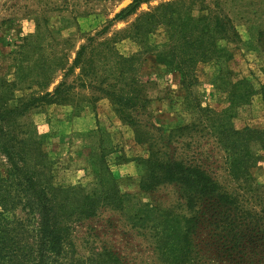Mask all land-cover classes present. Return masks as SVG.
<instances>
[{
	"label": "rangeland",
	"instance_id": "374dc122",
	"mask_svg": "<svg viewBox=\"0 0 264 264\" xmlns=\"http://www.w3.org/2000/svg\"><path fill=\"white\" fill-rule=\"evenodd\" d=\"M193 1L196 0L145 3L135 15L113 23L106 34L97 37L132 0H0V92L1 86L16 85L13 99L2 97L7 99L8 109L18 100L26 104L33 96L43 95L51 82L48 88L51 93L61 83L64 85L56 104L39 102L37 108L21 120L30 128L32 136L35 132L43 140L45 151L55 161L54 175L58 184L92 189L110 170L120 190L128 194V212L135 213L140 204L147 201L148 194L140 188L139 161L149 153L146 146L136 142L132 127L115 112L110 97L114 95L132 100L138 106L142 98L147 99L146 110L139 108L134 118L141 126H146L157 148L170 156L176 149L191 158L196 153L199 158L201 154V162L215 172L225 188L246 196L243 193L246 185L232 179L224 153L209 136L207 127L204 126L206 130L193 140L186 137L169 148L164 147L166 144L161 136L176 126L193 122L202 128L205 120L199 122L200 116L195 113L197 102L202 108L209 107L217 112L226 110L229 107L226 92L232 82H247L257 90L264 85V0H197L194 7L190 4ZM178 2L186 4L176 8L175 20L188 14L210 19L227 16L235 26L236 38L229 34L227 38L231 39L219 40V51L212 58L202 60L198 55L195 66H179L183 71L149 53H144L136 66H110L107 51L98 62L97 51L88 42L90 38L110 41L140 15ZM165 30L164 25H159L157 32L149 37L150 44L160 50L173 44ZM185 43L190 45L186 41L183 46ZM84 45L90 49L80 66H75L77 53ZM115 48L124 58L142 51L132 39L118 42ZM176 60L180 62L182 58ZM122 70L129 73L124 79L118 76ZM204 123L207 125L206 121ZM234 126L238 130L264 128V101L260 94L252 98L250 105L238 110ZM254 152L264 156L259 147H254ZM3 164L0 156V167L5 172ZM252 175L257 195L253 193L251 199H243L248 200V206L261 211L264 208V159L252 170ZM175 192V188L165 186L158 196L168 205L177 199ZM122 216L107 211L87 225L101 230L95 242L108 244L122 255H129L134 264H147L152 260L145 253L147 242L136 235ZM86 233L87 228L76 232L80 247H83Z\"/></svg>",
	"mask_w": 264,
	"mask_h": 264
},
{
	"label": "trees",
	"instance_id": "16d2710c",
	"mask_svg": "<svg viewBox=\"0 0 264 264\" xmlns=\"http://www.w3.org/2000/svg\"><path fill=\"white\" fill-rule=\"evenodd\" d=\"M151 1L155 0H132L97 37L106 34L113 23L135 15L143 4ZM196 2H191V6ZM181 4L186 3H169L140 15L110 41L90 38L88 42L97 51L98 62L107 51L110 66H136L140 57L149 53L181 69L179 66H195L198 55L202 60L212 58L219 51L218 41L231 39L227 38L229 34L236 38L235 26L227 16L210 19L188 14L175 20V10ZM159 25H164L173 43L164 50L149 41ZM218 34L222 36L217 37ZM126 39L140 45L141 53L122 57L115 45ZM186 41L190 45L183 46ZM88 49L86 45L81 47L75 66H80ZM178 57L182 58L180 62L176 60ZM126 75L129 73L124 70L118 72L119 78L124 79ZM51 83L43 95L33 96L26 104L18 100L11 109H8L7 99L2 97L13 99L16 85L1 86L0 156L4 159L5 172L0 167V264H134L129 255H122L108 244L95 242L101 230L87 224L107 211L123 215L136 235L147 242L145 253L152 259L147 264H264V208L258 211L243 199H251V194L258 192L252 170L264 156L255 153L254 147L264 152V128L238 130L234 126L238 110L250 105L253 97L260 94L264 101V85L257 90L247 82H232L226 92L229 103L226 110L217 112L196 103L199 122L205 120L207 125L204 121L202 128L195 122L176 126L161 136L164 147L169 148L173 143H181L183 138L193 140L208 129L209 136L224 153L232 179L246 185L243 197L218 181L215 172L201 162V154L199 158L197 153L191 158L176 149L170 156L157 148L146 126H141L134 118L139 108L146 110L147 99L142 98L138 106L132 100L111 95L115 112L132 127L136 142L146 146L149 153L139 161L140 188L148 194V199L134 213L128 212V194L120 190L110 170H107L108 178L101 176L92 189L56 182L55 161L45 151L43 140L35 132L32 136L30 128L21 121L39 102L57 103L64 85L61 83L51 93L48 91ZM204 126L207 128L203 129ZM165 186L176 189L177 199L168 205L158 196ZM84 228H87L86 238L80 247L76 232ZM127 235L130 237L129 232Z\"/></svg>",
	"mask_w": 264,
	"mask_h": 264
},
{
	"label": "crops",
	"instance_id": "0c3cea01",
	"mask_svg": "<svg viewBox=\"0 0 264 264\" xmlns=\"http://www.w3.org/2000/svg\"><path fill=\"white\" fill-rule=\"evenodd\" d=\"M122 168H120L119 170L121 171ZM119 174V173H118ZM120 175V174H119Z\"/></svg>",
	"mask_w": 264,
	"mask_h": 264
}]
</instances>
